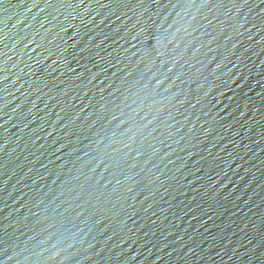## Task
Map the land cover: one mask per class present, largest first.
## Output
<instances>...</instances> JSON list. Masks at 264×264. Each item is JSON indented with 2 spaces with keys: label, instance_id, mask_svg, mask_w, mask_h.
Returning a JSON list of instances; mask_svg holds the SVG:
<instances>
[{
  "label": "water",
  "instance_id": "95a60500",
  "mask_svg": "<svg viewBox=\"0 0 264 264\" xmlns=\"http://www.w3.org/2000/svg\"><path fill=\"white\" fill-rule=\"evenodd\" d=\"M0 264H264V0H0Z\"/></svg>",
  "mask_w": 264,
  "mask_h": 264
}]
</instances>
